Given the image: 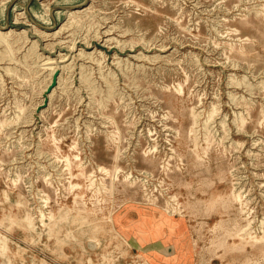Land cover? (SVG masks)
Masks as SVG:
<instances>
[{
  "label": "rangeland",
  "instance_id": "1",
  "mask_svg": "<svg viewBox=\"0 0 264 264\" xmlns=\"http://www.w3.org/2000/svg\"><path fill=\"white\" fill-rule=\"evenodd\" d=\"M0 28V264H264V0H0Z\"/></svg>",
  "mask_w": 264,
  "mask_h": 264
},
{
  "label": "crops",
  "instance_id": "2",
  "mask_svg": "<svg viewBox=\"0 0 264 264\" xmlns=\"http://www.w3.org/2000/svg\"><path fill=\"white\" fill-rule=\"evenodd\" d=\"M168 232H169V234H167L166 237H168L169 242L173 243V244H168V245L174 247V253H175V255L177 254L176 257H179V255L181 254V251H183V250H180L183 247L182 246L183 242L180 240V238L176 239V236H175L176 229L173 232L168 229ZM172 240H174V241H172ZM142 244L143 245L147 244V241H144ZM159 256L161 258L160 259L158 258L159 259V260H157L158 262L161 261L163 263V261H164L166 264H179L177 261L178 258L175 259V256L170 257L169 259H165V260H164L163 256H161V254H159ZM164 257H165V255H164Z\"/></svg>",
  "mask_w": 264,
  "mask_h": 264
},
{
  "label": "bare ground",
  "instance_id": "3",
  "mask_svg": "<svg viewBox=\"0 0 264 264\" xmlns=\"http://www.w3.org/2000/svg\"><path fill=\"white\" fill-rule=\"evenodd\" d=\"M258 5H259V4H258ZM73 14H74V13H71L70 15H73ZM3 30H4V28H3V29L0 28V33L2 34V36L0 35V36H1L0 38H1V39H2V38H5V37L7 38V36H8L9 34L13 33V31H12L11 29L8 30V31L5 30V32H4ZM91 30H92V29H91ZM105 32H106V31H105ZM9 36H10V35H9ZM97 36H98V35H97ZM98 37H99V36H98ZM108 39H109V38H108ZM2 40H3V39H2ZM86 40H87V39H86ZM6 42H7V41H6ZM5 45H6V44H5ZM11 55H12V54H11ZM77 56H78V55H77ZM82 56H83V55H82ZM79 58H80V57H79ZM81 59H82V58H81ZM51 61H52V60H51ZM51 61H50V62H51ZM54 61H55V60H54ZM61 61H63V60H61ZM65 61H66V60H65ZM72 61H73V60H72ZM75 61H76V60H75ZM51 63H52V62H51ZM59 63H60V62H59ZM54 64H56V63H54ZM64 66H65V65H64ZM78 66H79V65H78ZM81 66H83V65H81ZM74 67H75L74 65L71 66V69L74 70V69H75ZM59 68H61V66H60ZM59 68H58V69H59ZM81 68H82V67H81ZM48 69H49V68H48ZM54 70H57V69L55 68ZM54 70H53V72H52V75H53V73H54ZM51 71H52V70H51ZM73 73H74V72H73ZM72 77H73V74H72L71 78H72ZM61 79H62V77H61ZM60 81H61V80H60ZM69 82H70V81H69ZM71 82L74 83L73 80H72ZM60 83H61V82H60ZM72 83H71V84H72ZM57 88H58V87H57ZM181 89H182V88H181ZM181 91H182V90H181ZM182 92H183V91H182ZM210 115H211V114H210ZM244 123H245V122H244ZM149 133L152 134L151 132H149ZM150 134H149V135H150ZM253 138H254V137H253ZM117 142H118V141H117ZM243 144H244V143H243ZM171 145H172V144H171ZM73 147H74V146H73ZM155 151H156V149H155ZM76 159H77V158H76ZM60 161H62V160H60ZM67 161H68V160H67ZM2 164H3V163H2ZM68 164L70 165V163H68ZM252 169H253V167H252ZM258 169H259V168H258ZM119 170H120V169H119ZM161 182H162V181H161ZM245 182H246V181H245ZM263 182H264V181H263ZM240 188H241V187H240ZM45 205H46V204H45ZM163 215H164V214H163ZM165 216H168V215H165ZM168 217L171 218L170 216H168ZM260 220H261V219H260ZM48 221H50V220H48ZM43 223H44L43 225H46V224H47V223L45 224V221H44ZM4 237H5V236H4ZM250 239H253V237H251ZM5 243H6V242H5ZM259 248H260L261 250H264V243H263L262 245H260ZM259 248H258V249H259Z\"/></svg>",
  "mask_w": 264,
  "mask_h": 264
},
{
  "label": "water",
  "instance_id": "4",
  "mask_svg": "<svg viewBox=\"0 0 264 264\" xmlns=\"http://www.w3.org/2000/svg\"><path fill=\"white\" fill-rule=\"evenodd\" d=\"M58 71L59 70H57L56 72H58ZM56 84H57V75H54L52 84H51V86L48 89V93L51 92V90L56 86Z\"/></svg>",
  "mask_w": 264,
  "mask_h": 264
}]
</instances>
